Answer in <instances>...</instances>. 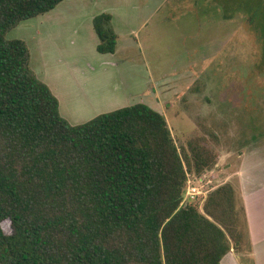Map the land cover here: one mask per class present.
<instances>
[{"label": "trees", "instance_id": "1", "mask_svg": "<svg viewBox=\"0 0 264 264\" xmlns=\"http://www.w3.org/2000/svg\"><path fill=\"white\" fill-rule=\"evenodd\" d=\"M63 1L0 0V264H222L246 240L234 185L182 204L187 175L218 164L206 139L179 148L145 103L71 124L27 43L7 37ZM93 26L98 52L115 53L113 15Z\"/></svg>", "mask_w": 264, "mask_h": 264}, {"label": "rangeland", "instance_id": "2", "mask_svg": "<svg viewBox=\"0 0 264 264\" xmlns=\"http://www.w3.org/2000/svg\"><path fill=\"white\" fill-rule=\"evenodd\" d=\"M102 12L113 15L114 54L97 51ZM263 15L264 0H64L7 37L27 43L71 124L145 103L165 115L179 148L204 137L218 164L187 175L200 191L194 204L232 183L246 240L223 264H264Z\"/></svg>", "mask_w": 264, "mask_h": 264}, {"label": "built area", "instance_id": "3", "mask_svg": "<svg viewBox=\"0 0 264 264\" xmlns=\"http://www.w3.org/2000/svg\"><path fill=\"white\" fill-rule=\"evenodd\" d=\"M199 194H200V191H199L198 187L189 183L186 194H185V198H184L182 204H185L187 199H193Z\"/></svg>", "mask_w": 264, "mask_h": 264}, {"label": "crops", "instance_id": "4", "mask_svg": "<svg viewBox=\"0 0 264 264\" xmlns=\"http://www.w3.org/2000/svg\"><path fill=\"white\" fill-rule=\"evenodd\" d=\"M115 31H116V30H115ZM98 43H99V42H98ZM97 45H98V44H97ZM97 51H98V50H97ZM99 53H100V52H99ZM101 54H103V53H101ZM106 54H114V53H106ZM226 256H227V255H226ZM226 256H225V257H226ZM225 257H224V258H225ZM224 258H223V260H222V264L224 263Z\"/></svg>", "mask_w": 264, "mask_h": 264}]
</instances>
